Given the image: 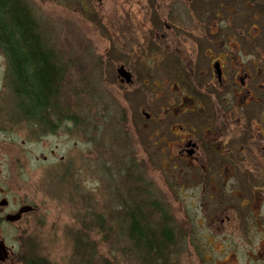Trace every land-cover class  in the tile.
<instances>
[{
	"label": "rangeland",
	"instance_id": "rangeland-1",
	"mask_svg": "<svg viewBox=\"0 0 264 264\" xmlns=\"http://www.w3.org/2000/svg\"><path fill=\"white\" fill-rule=\"evenodd\" d=\"M27 1L42 30L57 40L67 62L69 83L64 98L81 99L75 103L83 115L85 102L92 100L89 106L94 114L77 128L67 121L56 133L39 130L34 138L27 127L14 124L8 63L0 50V202H6L0 203V214L15 212L23 204L34 205L22 219L3 223L0 228L5 245L19 255L15 264H26L27 251L53 264H81L74 241L83 230L91 235L82 236L89 240L86 257L94 254L96 261H105L102 264H139L132 250L130 254L122 253L120 247L112 251L117 243L104 241L99 231L92 229L96 213L116 216L123 200L134 202L133 195L145 200L140 201L141 206L158 209L159 217L173 215L174 225L195 237L200 247L194 244L197 251L208 232L215 261L221 256L216 250L224 243L223 233L237 242V254L243 261L248 250H263L264 227L258 221H244L251 207L229 211L233 220L225 222V231L211 229L208 221L225 214L222 217L214 204L203 206L207 197L200 194L199 173L187 170L162 142L153 146L150 141L157 128L167 133L166 129L180 122L171 114L165 122L153 121H159L162 107L173 100L175 92L159 41L169 33L176 34L188 53L186 31L198 20L202 22L198 15L215 18V0ZM196 30L191 31L196 34ZM122 65L131 72L130 83L119 75L117 68ZM81 78L83 83L91 80L95 84L84 86ZM145 114H150L152 121ZM87 130L88 138L82 135ZM232 198L243 199L241 193ZM116 220L118 228L123 222ZM189 248L190 252L187 248L180 254L187 255L181 258L182 264H199L195 250Z\"/></svg>",
	"mask_w": 264,
	"mask_h": 264
},
{
	"label": "flooded vegetation",
	"instance_id": "flooded-vegetation-1",
	"mask_svg": "<svg viewBox=\"0 0 264 264\" xmlns=\"http://www.w3.org/2000/svg\"><path fill=\"white\" fill-rule=\"evenodd\" d=\"M217 6L213 12L218 21L210 14L198 15L202 22L198 20L191 29H197L196 34L186 31L184 43L190 45L189 54L176 34L169 33L159 41L175 92L173 100L162 107L159 121H153L165 122L171 114L180 122L166 129L167 133L157 128L150 141L153 146L162 142L187 170L199 173L200 194L207 197L203 206L214 204L222 217L225 214L208 221L211 229L218 228L216 232L221 233L225 222L233 220L229 211L238 206L251 207L244 218L247 224L258 221L264 227V0H215L212 8ZM223 15L226 18L222 21ZM145 118L152 121L150 114ZM238 193L243 199L233 201L232 195ZM20 208L6 214L3 211L0 228L3 223L15 222L8 216ZM169 227L173 239L158 257L160 264H182L181 258L187 255L180 254L187 248L190 252V246L199 264H264V249L248 250L243 261L237 254V242L230 241L227 233L221 234L224 243L216 250L222 258L215 261L208 232H204L199 242L202 249L197 251L194 236H187L174 223ZM14 253L0 232V264L18 263L19 255Z\"/></svg>",
	"mask_w": 264,
	"mask_h": 264
},
{
	"label": "trees",
	"instance_id": "trees-1",
	"mask_svg": "<svg viewBox=\"0 0 264 264\" xmlns=\"http://www.w3.org/2000/svg\"><path fill=\"white\" fill-rule=\"evenodd\" d=\"M0 50L5 54L8 63L7 80L14 95L12 106L16 110L13 116L16 120L14 124L20 123L27 127L34 138L35 132L39 130L48 134L56 133L58 127L67 121H72L77 128L94 114L89 106L92 100L85 102L88 105L81 110L86 113L83 115L75 103L82 101L81 99L64 98V89L69 83L67 62L63 60L57 40L51 38L47 30H42L41 22L33 15L32 9H29L27 0H0ZM79 82L83 83L82 78ZM83 84L90 86L95 83L90 80ZM89 130L82 135L85 136ZM126 168L129 171V168ZM133 197L131 206L121 205V211L114 212L116 216L96 213L92 229L98 230L104 241L117 243V246H112V251H117L119 247L122 253L132 250V255L135 254L133 258H136L139 264H160L158 257L163 255L173 239L169 227L174 222L173 215L164 214L159 217L156 208L150 209L155 212L153 214H140L136 212L137 206L141 204L140 201L145 200L135 195ZM124 213L129 214L125 217ZM118 218L122 219L123 223L121 227L116 228L114 221L118 223ZM83 220L87 227L88 222ZM86 235L90 233L83 230L81 235L76 234L74 241L75 253L81 254L80 263H104V260L96 261L94 254L85 256L89 240L82 236ZM32 246L33 244H30L28 247ZM27 255L26 264H53L48 260H39L37 255L30 251H27Z\"/></svg>",
	"mask_w": 264,
	"mask_h": 264
},
{
	"label": "water",
	"instance_id": "water-1",
	"mask_svg": "<svg viewBox=\"0 0 264 264\" xmlns=\"http://www.w3.org/2000/svg\"><path fill=\"white\" fill-rule=\"evenodd\" d=\"M118 72H119V75L122 77V80L124 81L126 80L129 83L132 81L131 73L127 69H125L123 65L118 68ZM3 203L5 204L6 202L3 201ZM30 210H32L31 206H22L21 209L19 210V213L15 215L11 214L10 216H8V220L9 221L18 220L21 217V214L28 212Z\"/></svg>",
	"mask_w": 264,
	"mask_h": 264
},
{
	"label": "bare ground",
	"instance_id": "bare-ground-1",
	"mask_svg": "<svg viewBox=\"0 0 264 264\" xmlns=\"http://www.w3.org/2000/svg\"><path fill=\"white\" fill-rule=\"evenodd\" d=\"M118 204H120L121 202H117ZM116 202H115V204H117ZM122 205H128V206H131V204H130V201H128L127 203L123 200V203H121ZM138 208H137V210H136V212H138V213H140V214H142V213H144V214H146V212L149 214H153V213H155L154 211L152 212V211H150V208H148V207H145V206H141V205H138L137 206ZM136 208V207H135ZM126 214L128 215L129 213H124V215H125V217H126Z\"/></svg>",
	"mask_w": 264,
	"mask_h": 264
}]
</instances>
